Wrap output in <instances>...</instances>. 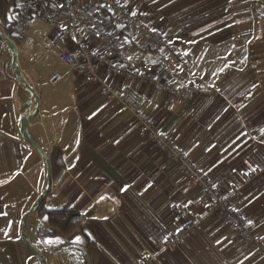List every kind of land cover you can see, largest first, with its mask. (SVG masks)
I'll use <instances>...</instances> for the list:
<instances>
[{"label":"crops","instance_id":"crops-1","mask_svg":"<svg viewBox=\"0 0 264 264\" xmlns=\"http://www.w3.org/2000/svg\"><path fill=\"white\" fill-rule=\"evenodd\" d=\"M58 1L49 0L45 7ZM116 1L175 45L176 54L163 52L169 79L194 84L197 92L187 99L173 98L145 83L114 78L102 67V84L89 85L72 74L51 98L33 72L25 44L32 37L43 45L49 26L48 39L59 45V53L62 46L55 28L34 11L28 36L17 44L20 68L40 96L30 134L50 163L58 164L54 150L62 151L64 169L57 166V178L29 217L25 235L48 264H139L143 256H153L152 264H264V245L248 246L220 213L211 212L204 191L151 143L129 111L101 91L103 83L134 89L155 129L204 168L220 197L229 199L255 233L264 236V0ZM5 7L6 23L17 35L18 4ZM104 28L120 38V55L127 54L137 67L150 61L152 44L127 35L110 18ZM10 63L4 46L0 264H43L23 241V221L47 188V170L21 136L29 97ZM255 171L261 173L247 181ZM236 188L241 189L239 196ZM175 207L187 209L186 216L179 217ZM58 209H74L84 217L80 230L68 238L49 226L45 212ZM186 227L194 233L165 252L164 242Z\"/></svg>","mask_w":264,"mask_h":264},{"label":"built area","instance_id":"built-area-1","mask_svg":"<svg viewBox=\"0 0 264 264\" xmlns=\"http://www.w3.org/2000/svg\"><path fill=\"white\" fill-rule=\"evenodd\" d=\"M48 1L4 0L6 5L14 2L18 4V37L16 41L13 39L16 44L28 36L32 13L38 11L40 20L57 31L56 41L62 46L59 60L69 73L80 76L86 84H102L100 70L107 67L108 73L114 78L127 83H145L173 98L187 99L197 92L194 84L178 85L169 79L163 52L176 54L175 45L125 5L116 0H59L55 7H45ZM107 18L120 24L127 35L152 44L154 48L150 61L137 67L127 54L120 55V38L104 28ZM176 56L182 58L181 54ZM62 79L63 76L57 75L51 83L57 85ZM101 91L105 98L118 101L129 111L142 125L151 143L176 163L189 183L204 191L211 200V212L220 213L228 227L248 246L259 248L264 245V236L255 233L249 220L232 206L229 199L220 197L207 171L155 129L149 116L142 111L139 94L134 89L118 90L103 83ZM260 173L255 171L248 174L247 181L254 180ZM240 193L241 189L236 188L234 194L239 196ZM174 212L184 217L187 209L175 207ZM193 233V227L182 228L164 242L163 250L175 249L185 237ZM153 260V256H143L139 264H152Z\"/></svg>","mask_w":264,"mask_h":264},{"label":"water","instance_id":"water-1","mask_svg":"<svg viewBox=\"0 0 264 264\" xmlns=\"http://www.w3.org/2000/svg\"><path fill=\"white\" fill-rule=\"evenodd\" d=\"M0 42L6 47L8 54L10 55L11 63L10 67L14 72L15 79L19 84L20 88L30 96V100L26 103L27 109L24 111L21 117L20 133L23 139L29 143L42 157L46 170H47V188L41 194L39 199L36 201L30 212L25 216L23 221V241L31 253L39 258L43 264H48L44 256L34 247L28 236L25 235L27 231V222L39 208L41 202L47 197L52 188V172L50 158L46 152L34 141L30 134L31 122L36 118L40 110V96L38 95L32 82L25 76L19 65V50L15 41L4 33L0 32Z\"/></svg>","mask_w":264,"mask_h":264},{"label":"rangeland","instance_id":"rangeland-1","mask_svg":"<svg viewBox=\"0 0 264 264\" xmlns=\"http://www.w3.org/2000/svg\"><path fill=\"white\" fill-rule=\"evenodd\" d=\"M45 32V41L43 45L37 42L34 43L35 41H33L34 39H32V37L28 38L29 40L25 45L29 50L30 60L34 62L32 63L34 70L33 72H35V74L38 75L39 78L43 79L41 86L43 90H45V92H47V94L52 98L57 96L56 91H59L60 88L64 87V85L70 81L72 74L69 73L67 68L58 59L59 45L48 39V35L50 32L49 26H45ZM5 34L9 36L6 32ZM55 75L63 76V79L57 85H52L50 83V80ZM25 95H27L30 100V96L27 93Z\"/></svg>","mask_w":264,"mask_h":264},{"label":"trees","instance_id":"trees-1","mask_svg":"<svg viewBox=\"0 0 264 264\" xmlns=\"http://www.w3.org/2000/svg\"><path fill=\"white\" fill-rule=\"evenodd\" d=\"M0 26L6 30L7 34L14 39L17 40V35H15L11 26H8L6 23V7L4 0H0ZM4 51V45L0 42V54ZM55 155L59 160V163L56 164L55 161L52 160L51 168H52V178L55 180L57 178L56 168L59 166L64 169V162L62 160V151L59 149H55ZM49 219V226L55 229L60 233L63 238H68L76 233L82 227L84 222L83 215L74 209H66V210H49L45 212Z\"/></svg>","mask_w":264,"mask_h":264},{"label":"bare ground","instance_id":"bare-ground-1","mask_svg":"<svg viewBox=\"0 0 264 264\" xmlns=\"http://www.w3.org/2000/svg\"><path fill=\"white\" fill-rule=\"evenodd\" d=\"M0 32H1V33H4V31H3V30H1V29H0Z\"/></svg>","mask_w":264,"mask_h":264}]
</instances>
